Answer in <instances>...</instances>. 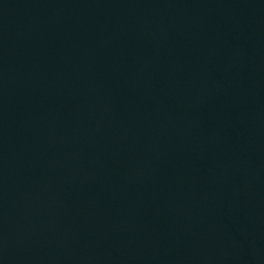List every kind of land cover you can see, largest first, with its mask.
Instances as JSON below:
<instances>
[{
    "label": "water",
    "instance_id": "obj_1",
    "mask_svg": "<svg viewBox=\"0 0 264 264\" xmlns=\"http://www.w3.org/2000/svg\"><path fill=\"white\" fill-rule=\"evenodd\" d=\"M0 264H264V0H0Z\"/></svg>",
    "mask_w": 264,
    "mask_h": 264
}]
</instances>
